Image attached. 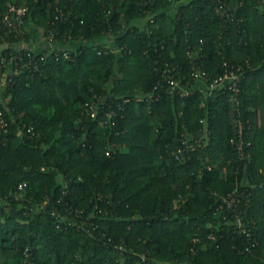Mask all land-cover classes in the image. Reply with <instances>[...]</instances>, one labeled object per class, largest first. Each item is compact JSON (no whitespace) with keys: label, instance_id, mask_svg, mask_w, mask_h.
<instances>
[{"label":"trees","instance_id":"1","mask_svg":"<svg viewBox=\"0 0 264 264\" xmlns=\"http://www.w3.org/2000/svg\"><path fill=\"white\" fill-rule=\"evenodd\" d=\"M48 1L0 0V9L27 6L26 41L37 31L46 38L54 18ZM226 1L236 3L233 21L220 20L208 0L185 1L179 15L162 11L163 0H151L144 11L140 0H60L68 20L58 25L54 42L70 43V60L54 59L50 48L0 39L8 44L0 46L2 55L23 48L46 57L43 73L16 72L0 94L9 123L0 137V264H18L25 247L36 264H264V7L256 0ZM109 33L123 47L121 57L99 42L106 44ZM200 40L202 69L211 75L222 73L223 61L249 60L254 68L240 96L249 158L235 145L226 94L163 93L147 101L159 79L154 68L172 64L187 75L186 51ZM97 97L105 108L95 118L82 115ZM30 126L33 137L26 133ZM186 134H204L205 144L177 160L172 152ZM22 182L27 187L19 192ZM240 188L250 193L242 211L249 241L218 209L221 196ZM64 190L67 206L60 211H102L97 238L51 217ZM252 238L257 245L250 251ZM120 243L121 253L114 248Z\"/></svg>","mask_w":264,"mask_h":264},{"label":"built area","instance_id":"2","mask_svg":"<svg viewBox=\"0 0 264 264\" xmlns=\"http://www.w3.org/2000/svg\"><path fill=\"white\" fill-rule=\"evenodd\" d=\"M185 1L188 0H163L165 6L163 7L162 11L169 13L170 15H179V8L181 5H184ZM208 1L214 5L215 12L220 20H223L224 22L233 21L237 9L235 2H228L226 0ZM256 2L257 7H264V0H256ZM47 3L48 6L52 7L54 10V18L51 21V26L53 27L49 31L50 34L46 37L50 48L49 55L53 56V58L57 60H70L72 48L67 46V44L70 43L63 42L60 43L59 46L55 45L56 42H54L55 31L58 25L63 24L68 20L66 18L67 13L58 5L60 0H49ZM150 3L151 0H140L139 5H141L140 7L144 11L146 10L144 7ZM28 13L29 8L23 5L7 4L3 9H0V39H19L22 41L21 43L26 41V36H24L23 33V26ZM153 17V14L148 15L147 20L150 25L154 24ZM238 23L239 21H237V24ZM146 28L149 29V25L145 23V29ZM108 39L109 41L106 44H101L105 51L110 50L112 53H115L117 56L121 57L123 53V47L116 44L115 37L110 33ZM83 42H79V44H84ZM95 43L98 42L96 41ZM203 43L204 41L200 40V47L198 45L197 49L191 50V48H189L186 51V56L190 65V71L187 75L185 73L181 74L182 68L176 67L172 64H166L161 70L154 68L156 74L159 76V79L155 85L156 92H152L149 95V99H147V101H157L161 98L163 93L172 97L178 96L181 98H186L194 95L196 92H201L204 95V99L213 97L219 93L226 94L229 105V115L232 120V124H234V126L237 128L238 139L235 145L239 151L240 157L246 156L249 158L250 154L244 153V126L239 120L241 112L240 96L244 91L242 82L246 80L247 73L252 71L254 68L252 67L249 60H245V63L243 64L231 65H229L226 61H223L221 64L223 68L222 73L218 75H211L209 72L202 69V63L200 62V58H202L201 53ZM7 45L8 44L5 45L3 42H1L0 46L4 49ZM12 47L13 50H15L16 47L17 49H20V46ZM22 50L23 48L15 52L11 51L8 55H2L0 53V74L2 73L0 80V94L6 91V85L10 80V77H12L16 72L24 70L31 76L43 73L41 62L45 61V55H41L40 52L34 54L30 51L26 50V52H23ZM141 100L142 98L140 101ZM2 102L4 104L9 102V98L5 97ZM103 105V101L97 97V99L84 105L82 109V115L95 118L99 115L100 111L105 108ZM202 105H204L203 102ZM3 113L4 112L0 110V137L8 133L9 127V123L4 117ZM113 113V109L109 107V110L105 112V115L111 117ZM256 116L257 122L260 124L259 110H257ZM26 130V133L31 137L35 136L33 127H27ZM208 133L209 132H207V134ZM203 136L204 134H201V138L194 139L191 135L186 134L183 138L179 139L181 146L174 150L172 155L177 160L184 161L185 156L191 155V153H193L196 149L202 148L204 146L205 141L202 139ZM191 141L193 142L191 143ZM245 145L246 147L250 146V142H245ZM111 153V150L106 151V155L108 156H110ZM26 187L27 183L22 182L18 184L17 189L19 192H23ZM68 194V191L64 190L62 192L63 197L56 200L50 211L51 217L56 220L57 225H62L65 228H75L77 231H83L88 235L96 237L95 232L98 230L99 225L95 219L102 211L97 209V206H95V211L86 215V209L75 210L73 207L68 206V210L64 213L60 211L59 206L62 205L64 197H66ZM249 197L250 193L248 192L247 188H244L243 190H241V188L235 189L221 196L218 207L219 210L226 211V213L229 214L230 219L235 221L240 233L244 234L248 238V241L250 239V230L247 229V226L243 223L242 211L246 206H248ZM99 200H102V198L99 197ZM44 204L45 203H42V206H44ZM63 204L67 206L66 203ZM256 245V240H253L252 238V240L249 242L248 249L251 251V249ZM114 248L121 253V251L124 250V244L120 243L119 245H115ZM18 264H36L33 253L29 247H25L21 251V261Z\"/></svg>","mask_w":264,"mask_h":264},{"label":"crops","instance_id":"3","mask_svg":"<svg viewBox=\"0 0 264 264\" xmlns=\"http://www.w3.org/2000/svg\"><path fill=\"white\" fill-rule=\"evenodd\" d=\"M31 36L28 37L26 43L23 44V47L30 48L33 50H45L49 49V44L46 38L43 36L42 31L31 32ZM100 43H104L103 40L99 41ZM68 47L72 48L70 44H67Z\"/></svg>","mask_w":264,"mask_h":264}]
</instances>
